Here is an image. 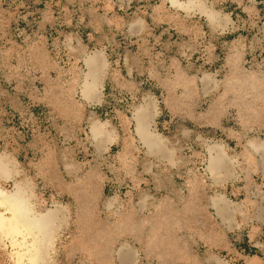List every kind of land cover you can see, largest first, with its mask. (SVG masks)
Segmentation results:
<instances>
[{"label": "rangeland", "instance_id": "374dc122", "mask_svg": "<svg viewBox=\"0 0 264 264\" xmlns=\"http://www.w3.org/2000/svg\"><path fill=\"white\" fill-rule=\"evenodd\" d=\"M17 183L0 264H264V0H0Z\"/></svg>", "mask_w": 264, "mask_h": 264}, {"label": "bare ground", "instance_id": "6f19581e", "mask_svg": "<svg viewBox=\"0 0 264 264\" xmlns=\"http://www.w3.org/2000/svg\"><path fill=\"white\" fill-rule=\"evenodd\" d=\"M92 77L95 80L94 71H92ZM94 89V83L88 84L86 87L85 94L90 99L94 96ZM0 206H4L12 214V217L6 220L2 219V215L0 216V227L6 232H11L20 228V226H24L32 232L36 230L38 235L43 238L46 237V243L48 242L49 235L51 234L50 230L57 220L55 221V218L49 213L45 216L34 218L30 214L31 211L28 207L27 196L18 183L15 184L11 192L0 191ZM38 253H41V250H38ZM39 258L41 259L42 257Z\"/></svg>", "mask_w": 264, "mask_h": 264}, {"label": "crops", "instance_id": "0c3cea01", "mask_svg": "<svg viewBox=\"0 0 264 264\" xmlns=\"http://www.w3.org/2000/svg\"><path fill=\"white\" fill-rule=\"evenodd\" d=\"M247 261H249V260H247ZM250 261H251L252 264H254V263H255V264H260V262H259L258 259L251 258ZM248 263H249V262H248Z\"/></svg>", "mask_w": 264, "mask_h": 264}]
</instances>
